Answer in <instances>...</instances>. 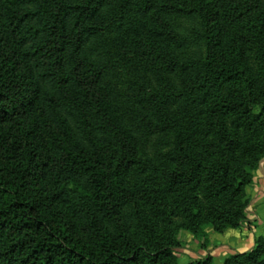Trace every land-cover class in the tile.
Returning a JSON list of instances; mask_svg holds the SVG:
<instances>
[{"label":"trees","instance_id":"16d2710c","mask_svg":"<svg viewBox=\"0 0 264 264\" xmlns=\"http://www.w3.org/2000/svg\"><path fill=\"white\" fill-rule=\"evenodd\" d=\"M104 41L156 79L134 119ZM263 158L264 0H0V264H177L179 231L241 226Z\"/></svg>","mask_w":264,"mask_h":264},{"label":"rangeland","instance_id":"374dc122","mask_svg":"<svg viewBox=\"0 0 264 264\" xmlns=\"http://www.w3.org/2000/svg\"><path fill=\"white\" fill-rule=\"evenodd\" d=\"M107 43V41H104ZM102 43L104 50L110 52V66L107 70V79L111 85V88L116 91V102L120 108V111L127 115L128 118L134 119L136 117V108L142 104L150 105V100L154 98L155 91L149 81V79L156 81L154 77L149 74V71L144 69V65L137 57L135 53L124 52V56L121 53L110 48L112 44ZM113 46V45H112ZM246 54L249 59L250 67H252V74L258 81V72L253 64L255 57L254 52L250 49H246ZM139 103V105H137ZM147 130L145 134L150 132ZM149 138L148 142L139 143L137 147V156L141 157L145 152L157 157L158 154H164L169 149H157V138L161 136L155 131ZM145 143V144H144ZM264 158L258 163L257 169L253 173L252 183L245 189V201L247 203L246 211L248 208V189L253 185L258 169L263 162ZM246 215V212H245ZM245 219V218H244ZM244 221V220H243ZM243 223V222H242ZM135 223L130 227V230H135ZM209 234H219L213 229L207 228L204 235L196 237L192 233L187 231H179L175 239L178 242V246L172 249L173 256L177 259V264H190L197 261H202L210 257H203L202 250H206L209 245ZM211 259V258H210ZM211 263L214 262L211 259ZM224 264V263H223Z\"/></svg>","mask_w":264,"mask_h":264},{"label":"crops","instance_id":"0c3cea01","mask_svg":"<svg viewBox=\"0 0 264 264\" xmlns=\"http://www.w3.org/2000/svg\"><path fill=\"white\" fill-rule=\"evenodd\" d=\"M248 208L241 226L221 234H209V245L202 250L203 257H210L214 264H223L236 254L250 252L256 240L264 237V160L248 189Z\"/></svg>","mask_w":264,"mask_h":264}]
</instances>
